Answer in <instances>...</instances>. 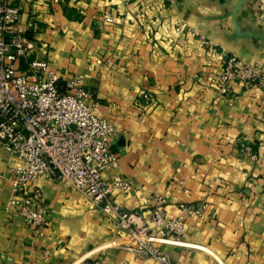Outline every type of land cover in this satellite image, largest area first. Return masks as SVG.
<instances>
[{
  "label": "crops",
  "instance_id": "1",
  "mask_svg": "<svg viewBox=\"0 0 264 264\" xmlns=\"http://www.w3.org/2000/svg\"><path fill=\"white\" fill-rule=\"evenodd\" d=\"M7 3L50 69L61 81L81 76L88 103L115 130L117 166L101 176L131 189L114 200L144 212L158 194L169 216L180 202L205 205L186 221L182 246L161 242L170 263L264 264V96L237 84L222 94L217 83L230 57L264 70V0ZM18 164L0 148V264H158L134 258L124 231L53 178L37 182L44 226L6 214V169Z\"/></svg>",
  "mask_w": 264,
  "mask_h": 264
},
{
  "label": "built area",
  "instance_id": "2",
  "mask_svg": "<svg viewBox=\"0 0 264 264\" xmlns=\"http://www.w3.org/2000/svg\"><path fill=\"white\" fill-rule=\"evenodd\" d=\"M17 17V8L0 0V148L19 162L6 169L11 194L3 211L28 229L41 228L46 218L37 182L53 178L73 186L124 231L133 242L124 249L134 258L171 264L161 242L182 246L186 221L201 217L205 205L180 202L176 215L169 216L166 197L156 194L144 199L146 211L124 210L113 193L130 190L131 182L122 177L105 181L101 176L117 166L111 150L115 130L96 115L97 104L88 103L82 77L61 81L40 57L43 46L20 33ZM103 18L106 23L115 22L107 12ZM217 83L222 94L237 84L264 96V70L234 57L224 62ZM185 251L190 254L188 248Z\"/></svg>",
  "mask_w": 264,
  "mask_h": 264
}]
</instances>
